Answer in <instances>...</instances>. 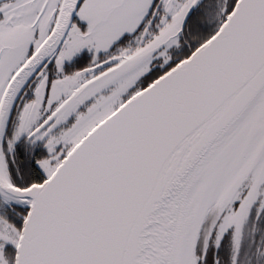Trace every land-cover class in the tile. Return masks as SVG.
Wrapping results in <instances>:
<instances>
[{"label": "snow or ice", "instance_id": "snow-or-ice-1", "mask_svg": "<svg viewBox=\"0 0 264 264\" xmlns=\"http://www.w3.org/2000/svg\"><path fill=\"white\" fill-rule=\"evenodd\" d=\"M0 264H264V0H0Z\"/></svg>", "mask_w": 264, "mask_h": 264}]
</instances>
